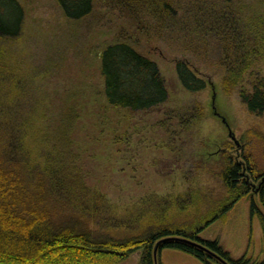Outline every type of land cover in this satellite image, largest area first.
<instances>
[{"label": "rangeland", "instance_id": "rangeland-1", "mask_svg": "<svg viewBox=\"0 0 264 264\" xmlns=\"http://www.w3.org/2000/svg\"><path fill=\"white\" fill-rule=\"evenodd\" d=\"M19 2L25 18L10 66L27 124L24 139L31 164L63 170L78 195L74 206L82 213L81 206H92L123 218L156 196L174 201L202 191L216 197L222 190L214 175L226 152L240 160L250 153L264 170V114H251L240 95L264 77V0H236L231 6L239 20L237 32L244 33L247 50L252 46V64L230 93L224 82L235 61L219 53L213 32L195 28L171 32L179 37H161L152 20L137 21L112 0H96L86 20L69 19L57 0ZM189 38L196 39L197 49L186 46ZM116 43H128L156 62L169 93L165 103L148 111L108 103L101 53ZM179 61L188 62L205 80L204 90L184 88ZM258 185L201 237L219 240L234 258L247 254L263 260L264 234L259 216L252 213L253 203L263 209ZM85 214L96 227V215ZM141 256L142 251L135 252L120 264H140ZM161 260L205 264L173 249L162 250Z\"/></svg>", "mask_w": 264, "mask_h": 264}, {"label": "trees", "instance_id": "trees-1", "mask_svg": "<svg viewBox=\"0 0 264 264\" xmlns=\"http://www.w3.org/2000/svg\"><path fill=\"white\" fill-rule=\"evenodd\" d=\"M57 1L72 20H86L96 7V0ZM235 1L112 0L133 19L152 20L161 37H179L171 32L186 34L195 28L196 32L201 28L207 34L215 33L219 53L235 61L224 82L227 93L252 64V46L247 50L248 41L242 38L244 33L237 32L239 20L231 12ZM24 18L19 0H0V264H120L138 251H142L140 264H164V249L186 253L205 264H264V259L247 254L234 258L219 240L201 237L213 223L225 220L236 204L252 193L256 183L263 209L253 203L252 213L259 216L264 234V170L250 153L240 160L226 152L214 175L222 190L216 197L202 191L197 197L191 193L174 201L156 196L123 218L81 206L88 216L94 213L98 219L94 221L96 227H91L85 212L74 206L78 195L64 171L31 164L32 155L24 139L27 124L21 116L22 103L10 66L11 48L22 32ZM195 42L189 38V50L197 49ZM240 47L243 49L239 51ZM101 60L110 105L148 111L168 100L158 65L136 47L128 43L109 45L101 53ZM177 72L188 91L206 88L205 80L188 62L179 61ZM240 95L251 114H264V77L255 82L252 91L242 90ZM234 142L239 148L238 140ZM172 210L178 214L170 215Z\"/></svg>", "mask_w": 264, "mask_h": 264}, {"label": "water", "instance_id": "water-1", "mask_svg": "<svg viewBox=\"0 0 264 264\" xmlns=\"http://www.w3.org/2000/svg\"><path fill=\"white\" fill-rule=\"evenodd\" d=\"M224 122L226 123V120H225V119H224ZM230 137H231L234 141L237 142V139H236V137L234 136V134H233L232 131L230 132Z\"/></svg>", "mask_w": 264, "mask_h": 264}]
</instances>
